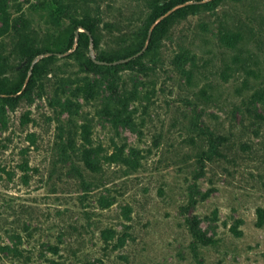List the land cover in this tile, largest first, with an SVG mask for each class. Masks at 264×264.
I'll return each instance as SVG.
<instances>
[{
  "label": "rangeland",
  "instance_id": "1",
  "mask_svg": "<svg viewBox=\"0 0 264 264\" xmlns=\"http://www.w3.org/2000/svg\"><path fill=\"white\" fill-rule=\"evenodd\" d=\"M88 261L264 264V0H0V264Z\"/></svg>",
  "mask_w": 264,
  "mask_h": 264
},
{
  "label": "trees",
  "instance_id": "2",
  "mask_svg": "<svg viewBox=\"0 0 264 264\" xmlns=\"http://www.w3.org/2000/svg\"><path fill=\"white\" fill-rule=\"evenodd\" d=\"M195 1H202V0H195ZM172 7V5L168 6L167 8L162 9V11H160L158 14H156L155 19L154 20H158L161 16H163L167 10H169ZM163 20H160L157 22L156 26H158ZM81 27L84 29L85 33L84 36L88 39H90V34L92 32V28L90 26L84 25V24H80ZM153 34V32H152ZM152 34H151V38H152ZM82 35V32H76V36L77 39L79 40L80 36ZM150 38V40H151ZM70 45L72 46V43H70ZM132 56H129L127 58H130ZM126 59V58H125ZM97 61V60H94ZM102 61V60H101ZM98 60V62H101ZM21 85L19 86L18 90H20ZM189 231L192 234V236H194L196 239L201 240L200 234L198 232V224L197 221L195 219H192L191 222H189ZM86 264H90L89 261Z\"/></svg>",
  "mask_w": 264,
  "mask_h": 264
},
{
  "label": "water",
  "instance_id": "3",
  "mask_svg": "<svg viewBox=\"0 0 264 264\" xmlns=\"http://www.w3.org/2000/svg\"><path fill=\"white\" fill-rule=\"evenodd\" d=\"M131 58V57H130ZM130 58H126L125 59V61H127L128 59H130ZM95 60V59H94ZM96 62H98V61H96ZM98 63H100V64H106V62H104V61H101V62H98Z\"/></svg>",
  "mask_w": 264,
  "mask_h": 264
}]
</instances>
